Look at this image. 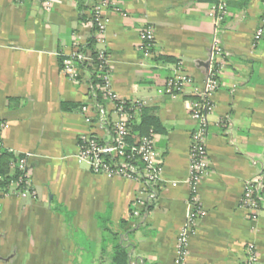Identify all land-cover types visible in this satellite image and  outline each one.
<instances>
[{
    "label": "crops",
    "instance_id": "obj_1",
    "mask_svg": "<svg viewBox=\"0 0 264 264\" xmlns=\"http://www.w3.org/2000/svg\"><path fill=\"white\" fill-rule=\"evenodd\" d=\"M98 1L52 0L47 7L45 0H0L1 138L6 150L34 155L31 193L0 199V264H112L115 240L105 224L122 233L130 264H175L178 237L194 210L186 181L195 86L177 98L158 90L179 63L204 87L215 37L228 62L213 97L209 169L197 195L205 214L189 241L188 264H244L248 246L264 264V0H230L221 25L208 15L211 0H116L119 11H108L112 88L122 99L144 102L166 129L156 137L163 180L153 193L140 181L96 175L76 157L83 137L112 141V104L100 106L106 117L94 122L98 102L89 75L80 71L81 81H72L61 66L91 37ZM148 26L155 45L145 57L140 35ZM63 103L78 108L66 112ZM256 178L263 186L253 219L241 200ZM131 208L145 214L130 220Z\"/></svg>",
    "mask_w": 264,
    "mask_h": 264
},
{
    "label": "built area",
    "instance_id": "obj_2",
    "mask_svg": "<svg viewBox=\"0 0 264 264\" xmlns=\"http://www.w3.org/2000/svg\"><path fill=\"white\" fill-rule=\"evenodd\" d=\"M52 0H45L47 7L50 6ZM230 0H221L218 5L210 8L208 15L216 21L217 25H221L228 18V4ZM109 10L119 11L116 0H99L93 7L92 17L97 28V42L101 52L100 70H108V55L104 48L106 44L107 31V13ZM263 34V28L259 29L256 38L259 39ZM141 40L139 49L145 57H150L153 53L155 45V30L152 26L146 27L141 31ZM87 57L82 54L74 53L71 57L64 59L63 72L72 81H76L80 76V71L77 69V61H85ZM228 54L223 47L220 38L215 37L211 51V64L208 70V79L204 87L196 86L194 78L189 75L182 65L179 63L175 68L174 74L166 81L163 88L158 92L161 95H169L173 98L187 94L190 87L195 86L192 92V100L190 101L191 112L190 116L196 123V128L191 135L190 146V165L189 178L186 183L190 186L193 194L192 204L193 212L190 214L187 224L180 233L177 241V258L175 264H188V245L192 236L195 235V224L197 220L205 213L198 201L197 195L199 186L209 169L208 155V139L210 117L215 112L216 106L214 103V95L218 92L221 86L220 77L227 66ZM103 80L105 82V93L110 99L113 106V121L115 128V138L109 144H101L97 141V137L89 135L83 137L80 141V149L77 154V160L80 163L86 164L91 171L96 175H105L108 177H121L128 180L140 181L145 187L149 183H161L163 180V167L161 158L156 150L157 135L151 132L144 136L138 145H129L126 141L128 135L127 122L130 119L137 118L141 115L145 108V103L142 101L132 102V107L127 111L126 101L118 96L112 88L110 73H104ZM84 111L88 108L84 107ZM101 115L106 117L105 111H101ZM91 123V119L88 118ZM5 128V123L0 121V154L6 150L4 147L1 133ZM14 159L10 164L11 176L14 173L18 175L11 180L7 185L8 192L2 190V183L5 181L4 175L0 170V199L10 194H15L19 197H27L31 193V182L28 177L29 161L34 157L33 154L27 153L19 155L14 151H10ZM109 159H119L122 162L117 165H112ZM140 160L144 166L143 176H139L138 169L133 164L134 160ZM126 160V161H125ZM1 169V168H0ZM175 186L177 183H173ZM263 183L256 178L246 183L244 195L241 200V206L245 209L250 218H255L260 210V191ZM141 204V202H139ZM258 253L253 246L246 248V258L244 264H257Z\"/></svg>",
    "mask_w": 264,
    "mask_h": 264
},
{
    "label": "trees",
    "instance_id": "obj_3",
    "mask_svg": "<svg viewBox=\"0 0 264 264\" xmlns=\"http://www.w3.org/2000/svg\"><path fill=\"white\" fill-rule=\"evenodd\" d=\"M211 2L213 3V6H214V5H218L221 2V0H211ZM89 20L92 23V27H93L92 35L85 44L78 46V51H77V53L82 54L85 57H87V60L77 61L76 66L79 71L85 72L90 77L92 92L95 96V99L98 102L97 104L98 106L95 107L96 117L94 118V122L97 123L99 122V119H100L99 116H101V111L103 110L100 106H103L106 101L110 102L108 95L105 93V82L103 80L104 73L105 72L110 73V69L108 68V70L107 69L100 70L101 52L99 50L97 37H96L97 28H96V24L94 22L92 15ZM162 60L172 61V59L170 58H162ZM63 62H64V58L61 59L62 67H64ZM80 81H81V76L77 78L76 82H80ZM125 107L127 111H129V109L132 107V102L127 100ZM77 108L78 106L74 104H70V103L62 104V109L66 112L73 111ZM139 117L140 119L138 121H137V118H134V119L132 118L127 122L128 135L126 137V141L128 142L130 146L138 145L140 140L144 136L149 135L151 132L155 133L156 135L163 134L166 132L165 126L160 122L159 118L155 115H150L147 108H144L142 110V113ZM110 122L112 121L110 120ZM110 130L112 132V141H113V139L116 136L113 122L111 123ZM97 141L101 144H109L98 138H97ZM13 159H14V156L12 153L9 152V150H5L0 154V168H1L0 170H1V173L5 177L4 178L5 181L1 185L2 190L4 192H8L7 185H9L11 180L14 179L18 175L17 172L14 173L13 176L10 175L12 174L10 170V164ZM109 162L115 166L117 164H120L122 161L119 159H109ZM133 164L138 169V172L140 173L139 176H143L144 169H145L144 164L138 159L134 160ZM139 180L141 183L144 181L142 177ZM159 185L160 183H149L146 185V190L149 193H153ZM57 211L70 217L69 216L70 214L62 209H57ZM137 211L136 209H133V208L130 209V220L135 219L136 215L143 216L145 214V209L137 210ZM120 226L123 232L124 231L128 232V229H127L128 221L122 220L120 222ZM102 228L106 232H109L110 235H112L115 240L113 254L111 258L112 264H130V249L129 247H127L126 242H122V238H121L122 233L113 232L112 230H110V228L106 226V224L102 225Z\"/></svg>",
    "mask_w": 264,
    "mask_h": 264
}]
</instances>
